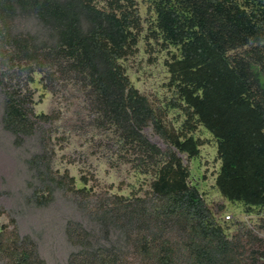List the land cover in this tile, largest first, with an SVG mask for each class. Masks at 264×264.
Listing matches in <instances>:
<instances>
[{
    "label": "trees",
    "instance_id": "1",
    "mask_svg": "<svg viewBox=\"0 0 264 264\" xmlns=\"http://www.w3.org/2000/svg\"><path fill=\"white\" fill-rule=\"evenodd\" d=\"M148 3L157 37L180 50L167 61L173 96L163 107L134 87L120 62L139 41L137 0H0L3 124L17 142L60 119L35 111L31 86L40 74L47 91L59 93L56 80L73 87L88 112L84 127L101 137L96 148L111 167L128 164L152 177L143 195L111 186L95 198L92 177L82 175L78 186L67 171L51 175L43 152L33 160L44 163L39 175L49 195L37 194L36 202H50L56 188L71 192L111 240L95 241L81 222L69 221L67 235L80 249L68 264H264L259 231L224 219V205L213 207L190 184L183 157L200 154L206 141L196 132L205 128L217 144L221 195L248 213L264 209V0ZM23 15L39 23L42 36L15 31ZM170 109L185 117L180 128L167 124ZM148 127L165 148L145 133ZM0 259L47 264L35 241L7 226L0 231Z\"/></svg>",
    "mask_w": 264,
    "mask_h": 264
},
{
    "label": "rangeland",
    "instance_id": "2",
    "mask_svg": "<svg viewBox=\"0 0 264 264\" xmlns=\"http://www.w3.org/2000/svg\"><path fill=\"white\" fill-rule=\"evenodd\" d=\"M137 2L142 20L139 41L134 53L120 62L134 87L146 95L154 106L163 107L173 96V91L168 86L170 72L167 61L174 55H180V50L174 45L166 44L155 34L156 14L150 9L148 0ZM98 4L106 5L105 2ZM15 31L41 36L43 34L39 23L24 15L16 19ZM36 78L38 83L31 86L36 102L35 111L59 115L60 119L42 124L34 135L25 137L21 143L17 142L16 135L3 124L4 91L0 87V231L6 226L8 230L16 227L22 236H29L36 242L38 251L47 264H68L70 255L80 249L67 235L69 221L81 222L92 233L95 241L109 244L111 240H107L101 227L79 208L71 192L56 188L50 202H36L37 194H49L39 175L44 163L33 160L34 156L45 152L47 163L51 167L50 174L58 176L67 171L76 178L78 186H81L82 175L92 177L89 186L95 185V198L105 195V190L111 186V192L129 195L134 190L143 189L140 192L143 195L149 188L152 177L134 171L128 164L111 167L103 150L96 148L101 137L84 127L89 119L88 112L82 100L74 97L76 92L73 87L65 88L61 80H56L57 89L61 87L56 94L39 84L40 74ZM184 119L180 110L170 109L166 122L180 128ZM145 133L165 148L164 142L152 127L145 129ZM196 136L206 143L201 146L198 156H183L190 169V184L196 186L213 207L224 205V219L241 221L257 229L264 238V229L258 228L264 219V209L248 213L244 205L231 203L221 195L215 186L221 164L216 140L203 127L199 128ZM237 228L233 226L232 232ZM0 264L7 263L0 259Z\"/></svg>",
    "mask_w": 264,
    "mask_h": 264
}]
</instances>
